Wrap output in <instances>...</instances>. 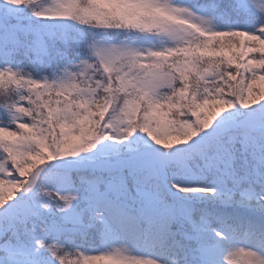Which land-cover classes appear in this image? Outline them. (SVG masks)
<instances>
[{
	"label": "snow or ice",
	"instance_id": "obj_1",
	"mask_svg": "<svg viewBox=\"0 0 264 264\" xmlns=\"http://www.w3.org/2000/svg\"><path fill=\"white\" fill-rule=\"evenodd\" d=\"M0 264H264V0H0Z\"/></svg>",
	"mask_w": 264,
	"mask_h": 264
}]
</instances>
